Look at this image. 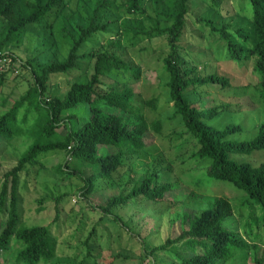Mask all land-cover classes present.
I'll return each instance as SVG.
<instances>
[{
    "label": "trees",
    "instance_id": "obj_1",
    "mask_svg": "<svg viewBox=\"0 0 264 264\" xmlns=\"http://www.w3.org/2000/svg\"><path fill=\"white\" fill-rule=\"evenodd\" d=\"M75 1L0 0V24L3 23L0 29V58L9 57L13 63H17L18 58L13 53L3 54V49L24 44L29 30L37 25L53 29L50 18L61 20L58 33L69 48L64 60L58 58L59 48L54 44L57 49L51 47L55 52L48 61H27L35 79L32 89L40 98L39 111L47 110V121L42 128L38 126L40 139L4 176L0 192V215L7 213L8 220L0 232V259L11 250L14 239L20 246L16 264H50L57 256V238L50 225L27 227L21 224V175L26 166L41 155L66 151L70 161H74L77 166L73 173L84 180L85 198L107 188L118 190L116 194L108 196L103 204L97 205L105 216L131 204L166 203L175 191L181 189L177 183L163 182V170L156 168L137 181L130 192L125 194L119 191L121 185L117 182V174L124 168L127 159L141 155L149 147L150 132L155 135L163 132V122L150 123L147 120L144 111H139L140 108L135 105L134 91L128 85L122 89L102 88L103 79L115 72L132 73L140 78L141 70L130 65L118 51L161 37L168 39L170 49L169 55L164 58V70L169 76V101L173 103L170 119L174 121L180 118L178 126L183 128L180 133L175 132L172 139L176 143L189 142L184 140L186 135L189 136L197 145L192 157L197 160L209 159L210 178L236 185L245 193L247 198L243 209L253 203L260 206L261 213L256 208L254 214L257 210L259 214L256 216L261 215L264 226V161L255 166L251 162H238L232 158L264 151V122L253 139L234 141L230 137L243 131L240 125L220 129L209 124L230 109V105L203 109L204 105L199 108L190 98V91L196 93L206 85H218L224 90L231 87V80L226 76L202 75L198 65L188 67L181 53L180 43L187 27L192 0H79L80 4L82 2V13L79 15L69 13ZM247 2L253 12L252 34L249 36L239 32V38L235 39L226 25L218 27L216 20L211 17L214 13L203 18L202 23L225 41L228 57L233 60H255L253 70L260 76L259 87L264 99V0ZM114 23L120 26L118 38H109L101 46L102 50L80 54L82 46L89 39L98 33L108 34ZM86 60L93 62V73L89 79L73 83L64 96H48L51 75L68 73L78 68L80 61ZM5 76L6 73H3L0 85ZM32 89L1 117L2 135L13 137L18 133V111L29 99ZM157 103L158 99L152 98L146 105L157 110ZM82 107L86 111L82 121L75 116L63 118L66 112ZM237 107V111L243 109L241 105ZM62 126H68L65 136L57 132ZM107 148H113L115 152L102 154L101 150ZM87 164L92 167L93 173L85 177L80 167ZM61 171H65L64 167ZM185 200L177 197L173 204L183 205L186 204ZM234 214V207L228 199L216 197L210 208L181 216L182 233L176 239L169 238L157 246L146 242L144 255L147 258H154L159 253L178 256V261L171 260L167 264H264V249L256 242L261 240V235L253 239V231L246 223L243 229L245 235L254 241L251 243L245 235L228 225ZM95 231L85 242L88 258L95 254L90 245Z\"/></svg>",
    "mask_w": 264,
    "mask_h": 264
},
{
    "label": "rangeland",
    "instance_id": "obj_2",
    "mask_svg": "<svg viewBox=\"0 0 264 264\" xmlns=\"http://www.w3.org/2000/svg\"><path fill=\"white\" fill-rule=\"evenodd\" d=\"M81 4L76 0L69 13L74 12L78 15L82 13ZM211 14L218 27L226 25L235 39L239 38V32L248 36L252 34L253 12L247 0L191 1L187 27L180 43L181 53L184 54L188 67L198 65L202 75L226 76L231 80V87L224 90L218 85H206L199 88L196 93L190 91V98L199 108L204 105L203 109L230 105V109L222 112L209 124L220 129L229 125H240L243 131L232 135L230 139L249 141L258 134L259 126L264 122V99L259 87L260 76L253 70L254 59L233 60L228 57L225 41L202 23L203 18L210 17ZM60 21L50 18L49 22L54 25L53 29L37 25L29 30L24 44H15L3 49V54L13 53L18 61L15 66L10 61L3 65V59L0 58V80L2 74L6 73L3 84L0 85V120L15 102L27 95L35 86L34 75L27 65L28 60L48 61L57 49L54 44L58 45L57 56L60 60H64L67 56L68 44L58 33ZM112 25L108 34L98 33L89 39L82 46L80 54L102 50L101 46L106 44L109 38L113 36L118 38L120 26L115 23ZM2 26L3 23L0 24V29ZM123 42L126 45L125 40ZM118 52L130 65L141 70L140 78H136L132 73L115 72L111 77L103 79V90L113 87L122 89L128 85L134 91L135 105L140 108L139 111H144L147 120L150 123L163 122V132L159 135L150 132L149 147L141 155L127 159L126 165L117 174V182L121 185L119 191L125 194L130 192L137 181L156 168L163 170V182L177 183L181 189L175 191L166 203L131 204L115 210L110 216H105L97 205L103 204L108 196L116 194L118 190L104 186L107 189L85 198L84 180L73 173L77 166L74 161H70L66 151L41 155L35 162L27 165L21 175L19 210L22 225L51 226L57 238L58 248L57 256L50 264H83L84 262L167 264L171 263V260L178 261V256L170 253H159L154 258L145 257L146 242L157 246L165 243L169 238L176 239L182 233L181 216L187 212H199L210 208L216 197L228 199L234 207L235 214L228 225L245 235L243 227L247 223L249 229L253 231V239L258 234L261 235V240L256 242L264 249L263 222L261 215L256 216L259 214L257 210L256 215L254 214L256 208L261 213V207L253 203L247 209H243L247 197L239 187L210 178L208 166L211 161L192 157L197 145L189 136L184 137V140L189 142L176 143L172 139V135L175 132L180 133L183 128L178 126L180 118L174 121L170 119L173 114V103L169 101L167 87L169 76L164 70V58L170 53L168 39L161 37L145 40L137 47H125ZM92 73L93 62L86 60L80 61L79 67L68 73L51 75L48 96L51 98L64 96L73 83L85 82ZM152 98L158 99L157 110L146 105V102ZM39 100L32 89L29 99L18 111L16 125L18 133L13 137H6L0 133V192L5 174L12 170L29 147L40 139L37 132L47 121V110L39 111ZM240 105L243 109L237 111V106ZM83 110L82 107L66 112L63 118L75 116L82 121L86 112ZM57 132L60 136H65L68 126H62ZM105 152L112 153L115 150L113 148L101 150L102 154ZM232 158L238 162H251L258 166L264 161V151ZM62 167L65 171H61ZM80 169L85 177L93 173L92 167L88 164L82 165ZM177 197L186 198V204H173ZM7 220V213H2L0 232L4 229ZM94 229L96 231L90 245L94 248L95 254L88 258L85 242ZM246 238L250 239L248 236ZM250 242L254 241L250 239ZM19 248V244L14 239L11 250L3 254L0 263L16 264Z\"/></svg>",
    "mask_w": 264,
    "mask_h": 264
},
{
    "label": "built area",
    "instance_id": "obj_3",
    "mask_svg": "<svg viewBox=\"0 0 264 264\" xmlns=\"http://www.w3.org/2000/svg\"><path fill=\"white\" fill-rule=\"evenodd\" d=\"M2 61L4 62L3 65H6L7 62H13L11 58L9 57H2ZM9 59V60H8ZM6 62V63H5ZM16 65V63H14V66ZM9 71V70H8Z\"/></svg>",
    "mask_w": 264,
    "mask_h": 264
}]
</instances>
